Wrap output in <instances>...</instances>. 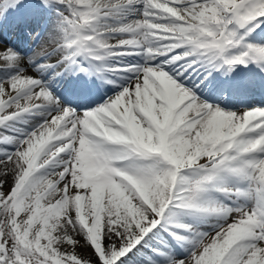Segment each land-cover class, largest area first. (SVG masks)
Here are the masks:
<instances>
[{
	"label": "snow or ice",
	"instance_id": "6c2138e0",
	"mask_svg": "<svg viewBox=\"0 0 264 264\" xmlns=\"http://www.w3.org/2000/svg\"><path fill=\"white\" fill-rule=\"evenodd\" d=\"M256 96L264 0H0V264H264Z\"/></svg>",
	"mask_w": 264,
	"mask_h": 264
},
{
	"label": "rangeland",
	"instance_id": "374dc122",
	"mask_svg": "<svg viewBox=\"0 0 264 264\" xmlns=\"http://www.w3.org/2000/svg\"><path fill=\"white\" fill-rule=\"evenodd\" d=\"M9 39L10 41L15 44L17 47L22 48L24 51H27V45L30 42V37L28 36V30L27 29H21L20 31L16 32L15 34H9ZM71 79V78H70ZM69 89L64 88L60 89L58 92L61 96H64L65 93H68L66 91H68ZM71 91V90H70ZM110 92V91H109ZM71 94H74L73 92ZM90 94L98 97L99 96V100L97 101V104L101 103L102 100L104 99V93L101 96V93L99 90L93 91ZM108 95H112V92ZM80 97L82 98V96L77 95V98ZM89 97V96H88ZM88 100V99H87ZM78 251H84L83 249H78Z\"/></svg>",
	"mask_w": 264,
	"mask_h": 264
},
{
	"label": "bare ground",
	"instance_id": "6f19581e",
	"mask_svg": "<svg viewBox=\"0 0 264 264\" xmlns=\"http://www.w3.org/2000/svg\"><path fill=\"white\" fill-rule=\"evenodd\" d=\"M21 50H23L22 48H20ZM24 51V50H23ZM65 91V88H64ZM104 93V90H103ZM110 92H108L107 94H110ZM58 95L65 101L66 104H70L72 106H75L77 104H83V105H96L97 101L99 100V96L95 97L92 94H88L86 97L80 98V99H76L75 96L73 95H64L61 96L58 92ZM89 96V97H88ZM261 98V97H259ZM88 99V100H87ZM252 102V104H264V96H262V98L260 99V101L255 100V98H252L250 100Z\"/></svg>",
	"mask_w": 264,
	"mask_h": 264
}]
</instances>
